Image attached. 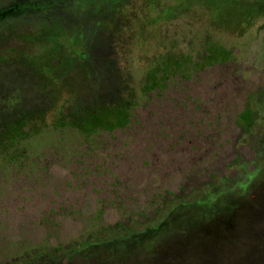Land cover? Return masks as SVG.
<instances>
[{"label": "rangeland", "instance_id": "1", "mask_svg": "<svg viewBox=\"0 0 264 264\" xmlns=\"http://www.w3.org/2000/svg\"><path fill=\"white\" fill-rule=\"evenodd\" d=\"M54 3L0 19V264H45L96 241L59 264L109 248L110 264H264V0ZM204 40L232 61L195 64ZM170 54L190 58L179 71L170 59L147 89ZM238 194L249 207L229 240L170 245Z\"/></svg>", "mask_w": 264, "mask_h": 264}, {"label": "trees", "instance_id": "2", "mask_svg": "<svg viewBox=\"0 0 264 264\" xmlns=\"http://www.w3.org/2000/svg\"><path fill=\"white\" fill-rule=\"evenodd\" d=\"M31 1H33L34 3L31 4L30 3ZM18 3L19 4L16 7L14 6L10 10L9 9L0 10V19L3 15L7 16L8 14H10L13 19H15V16L20 18V15L24 14L22 8L26 5L29 6L28 10H30L33 13L32 15L34 16L36 14L37 10L47 12V10L54 9L58 4V3H54V0H27V1L22 0L21 2H18ZM68 4H70L68 1L64 2V5H68ZM60 5L63 6L62 3ZM28 10H26V11H28ZM14 14H16V15H14ZM26 18H31V16H28V12L23 17V19H26ZM214 53H215V51H214ZM221 55H223V54L221 53ZM170 59L173 60V64H175V67H176V69H175L176 71L180 70V68L183 64V61L186 60L183 57L176 58L171 54H170V56L167 55L163 61H160L159 63L155 64L156 66L152 67L149 70L148 80H147L148 81L147 89L151 88V86H152L151 83H153L152 80L153 79L155 80V78H157V74H160L161 76H163V73L167 70V67L171 62ZM123 103H124V105H127L128 101L124 100ZM251 113L252 112L249 109V107H246L243 110V112L240 114V116L238 117L240 120L239 123H241L245 127H250V125L252 124V121H253V118L251 117ZM97 115H99V114L96 112H93V115H90L87 120L91 121L94 119L93 120V122H94L96 120ZM23 120L24 119H21V120L17 119L16 122H14L16 124L14 131L17 132L18 135H20V137H21L20 139H22L26 135L23 131V128L25 126ZM14 123H12V124H14ZM71 127H76L77 129H79L81 131V129L79 128V124H77V123L74 124V123H72V121H71ZM7 132H8V129H7ZM242 182L245 183V179H243ZM243 197H244L243 194H238L236 196H233V197L227 199L229 201L226 202V206L224 207L225 209L217 210V212L215 211L216 213H214L211 217L207 218L206 221H200L197 223L190 224L187 229L180 232V235L177 236L176 239L170 241V245L175 244V245H179L182 248L183 245H187V242H190L191 246L203 247V245H202L203 243H201L203 241L208 242L209 244H207V245H213L214 242H219L222 244L225 241L229 240L234 235V233H236V232H235V228L229 229L228 224L233 221L234 216L239 217L249 207V206H247L246 208L244 207L245 204L242 202ZM263 204H264V202H263ZM145 235L146 234H143V233L132 234L133 238H135L137 240H143ZM201 239H203V241H201ZM111 243L112 242H108V244L106 243V246L107 245L111 246ZM82 245H85V243ZM82 245L74 247V248L79 249L82 247ZM164 245H166V246H164ZM164 245L162 248H158L156 250L155 255L160 257L159 255L161 253H163L164 249L168 248L169 243L164 244ZM96 246H99V245L96 244ZM110 250H111V248L106 250V255L109 257V259L111 261L112 260V258H111L112 254L109 253ZM76 252H78V250H76L75 253H73V255H76L77 254ZM47 255L46 256L48 257V259H46L45 264H59L57 257L53 256V254H47ZM82 257H84V256L81 253H79L78 259L82 258ZM127 257H125V259L123 260V262L121 264H133V263L137 264L136 260H138L140 262L141 261L146 262V260L144 259V256L134 258V260H133V257H129V258H127ZM162 258H164V257H162ZM40 264H43V263H40ZM109 264H110V262H109Z\"/></svg>", "mask_w": 264, "mask_h": 264}, {"label": "flooded vegetation", "instance_id": "3", "mask_svg": "<svg viewBox=\"0 0 264 264\" xmlns=\"http://www.w3.org/2000/svg\"><path fill=\"white\" fill-rule=\"evenodd\" d=\"M205 41V44H204V47H202L200 50H202L201 51V54H198V60H197V62L195 63V64H202L203 66H205V65H222V64H226V63H228V62H230V61H232V50H230L229 48H227L226 46H224L223 44H221L220 42H215L214 40H204ZM214 51H215V53H214ZM83 55H84V57H83V59H87L88 58V53L86 52V51H84L83 50ZM221 53L223 54V55H221ZM186 58H190L189 56H187ZM185 58V59H186ZM192 63V62H191ZM194 65V64H193ZM252 113H251V117L253 118V120H254V115H253V111H251ZM239 125H240V127H242V129L243 130H245L244 128H246V130L245 131H248L252 126H253V121H252V124L250 125V127H245V126H243L241 123H239ZM244 127V128H243ZM238 179H236V180H233L232 182V184H234L233 186H235V185H238V181H237ZM171 216H168L167 217V219L168 218H170ZM167 219H164V220H162L160 223H161V225L167 220ZM232 223V224H231ZM229 229L230 228H232V229H234L235 228V230L236 229H239V225H237L234 221H232V222H230L229 224ZM147 228L148 227H146V228H144L143 230H140L139 232L138 231H136V232H138V233H143V234H145L146 232H147ZM122 237H124V236H122ZM115 238H121V237H115ZM111 241H113V240H111ZM108 242H110V240L108 239V240H105V241H102L100 244H103V246L104 245H106V243L108 244ZM219 242H214L213 243V245L214 244H218ZM88 244H90V245H96V244H99L97 241L96 242H89V243H86L85 245H88ZM83 246V245H82ZM109 245H107L106 247H108ZM75 251H76V248H73V250L70 252V254L66 257H64V258H67V259H71L72 261H77V260H79L78 259V254H76V255H73V253H75ZM76 253H78V252H76ZM70 257V258H69ZM63 258V257H62ZM61 257H59V258H57L58 259V261H60L61 259H62ZM63 258V259H64ZM82 258H84V257H82ZM95 260H93V259H88V263L89 264H94V263H98V264H109V262H110V259H109V257L106 255V253L105 254H103L101 257H99V256H97L96 258H94Z\"/></svg>", "mask_w": 264, "mask_h": 264}]
</instances>
